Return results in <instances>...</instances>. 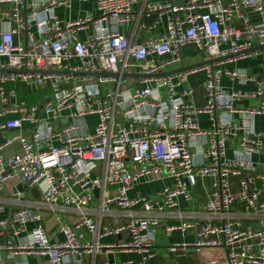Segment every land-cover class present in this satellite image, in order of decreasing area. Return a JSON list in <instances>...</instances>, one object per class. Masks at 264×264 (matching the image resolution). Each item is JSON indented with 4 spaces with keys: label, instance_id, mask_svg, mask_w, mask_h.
<instances>
[{
    "label": "built area",
    "instance_id": "obj_1",
    "mask_svg": "<svg viewBox=\"0 0 264 264\" xmlns=\"http://www.w3.org/2000/svg\"><path fill=\"white\" fill-rule=\"evenodd\" d=\"M75 1L89 0H0V117H10L0 132L17 130L0 143V194L16 178L40 193L0 220V264H31V256L45 259L37 264H98L99 255L102 264H156L167 221L176 222L165 225L168 235L195 230L184 247L198 251L200 264H264V73L226 68L264 57V0H146L139 11L138 0H95L92 14L60 18L57 9ZM129 27L148 37L133 42L121 33ZM189 46L205 64L161 76L184 66ZM198 71L206 76L202 109L188 101L191 88L177 94ZM224 76L257 89L229 92ZM26 87L51 94L30 104L20 95ZM249 97L262 107H236ZM197 113L210 117L209 128ZM230 141L238 145L231 156ZM163 176L173 184L153 197L130 195ZM199 188L203 209L180 208ZM5 207L0 197V213ZM47 215L62 240L49 235ZM119 253L138 259L111 263L108 255Z\"/></svg>",
    "mask_w": 264,
    "mask_h": 264
},
{
    "label": "crops",
    "instance_id": "obj_2",
    "mask_svg": "<svg viewBox=\"0 0 264 264\" xmlns=\"http://www.w3.org/2000/svg\"><path fill=\"white\" fill-rule=\"evenodd\" d=\"M146 0H138L135 5V10L139 11L144 2ZM156 2H166L168 0H151ZM95 10V0H89L87 2H73L72 10H66L64 8H58L57 13L60 18L64 20L74 19L78 16H85L92 14ZM121 33L126 35L133 42H140L144 38L148 37V35H142L141 32L134 37L132 36L133 28H122ZM253 49L259 50L258 47H254ZM184 66H191L199 63H203V56L197 54L195 47L189 46L184 49ZM226 68L230 69H245L248 73L252 75H256L258 77H263L264 73V57L259 54H254L252 57L239 60L237 62L226 65ZM166 72H169L166 69ZM205 72L198 71L196 73H190L186 83L179 86L177 88V94L180 95L185 88H191L193 90V95L188 98V101L192 103L197 109H202L206 103V93L204 89V81H205ZM223 86L229 92L236 93H248L252 94L256 89L257 85L255 83H248L246 85L240 84L238 81L232 80L228 76H224L222 79ZM44 90H37L32 88H24L22 92H20L21 97H23L30 104H41L50 94L51 90L47 89L44 94H46L45 98L40 101L36 99L34 96L37 92ZM238 109H256L261 108L262 103L260 100L253 99L251 97L242 99L239 103L236 104ZM195 121L199 124V126L203 129H207L210 127V117L205 113H197L194 114ZM234 117H238V115H234ZM10 117H0V124L6 122V120ZM94 119V118H93ZM31 129V125L29 123H24L23 129L21 132L28 134ZM255 130L258 134H261L263 131V119L262 116L258 115L255 118ZM17 130L8 129L2 130L0 132V143H4L9 137L13 136ZM262 141L264 142V137H262ZM229 152L228 155L231 156V151L238 147L236 141H230L229 143ZM20 146L16 143L13 146L7 148L6 152L8 154H12L15 151H18ZM255 161L260 162L261 157L255 156ZM173 184V179L163 176L161 178L156 179H144L141 183L136 187L134 192H131L130 195L134 196L139 194L145 197H153L157 192L162 190L166 186H170ZM23 185V182L16 178L13 180H9L6 185L3 193L0 194V197L6 199V207L3 213H0V220L8 218L11 214L19 209L21 206L28 204L30 201L38 199L40 197V193L37 189H28L24 188V191H20V186ZM24 187V186H23ZM19 192L20 196L15 197L14 193ZM194 201L190 204L180 198V208L188 211H201L203 209V203L205 201L204 192L201 188L194 193ZM175 221H167L162 224L158 231V241L155 246L156 250V258L154 262L156 264H200L198 258V251L194 248L184 247V244L192 243L195 240V230H189L184 235L181 232H175L171 235L165 233L164 227L166 224H174ZM34 225H29V230L32 229ZM57 223L55 222L52 215H47V230L49 235L54 240H62V236H58L56 234ZM90 238V237H88ZM6 239V236L0 235V242H3ZM106 242L113 243L115 241L114 237L107 238ZM179 244L180 246H176ZM103 255H99L98 264H102ZM108 258L111 263L115 261H126L130 259H138L137 255L129 254V253H119L117 255L109 254ZM45 260L42 257L31 256L29 257V261L31 264H37L39 261Z\"/></svg>",
    "mask_w": 264,
    "mask_h": 264
},
{
    "label": "water",
    "instance_id": "obj_3",
    "mask_svg": "<svg viewBox=\"0 0 264 264\" xmlns=\"http://www.w3.org/2000/svg\"><path fill=\"white\" fill-rule=\"evenodd\" d=\"M175 4L177 5H180L184 2V0H173ZM155 19V15L152 16L148 22H152L153 20ZM262 48V47H261ZM255 50V49H253ZM216 60H213V61H210L209 63H214ZM205 63H199V64H195V65H191V66H185V67H181L179 69H176V70H173V71H169V72H164L162 74H160L161 76H167V75H172V74H176V73H180V72H185V71H189V70H192L194 68H198V67H201L203 66ZM127 76V75H125ZM135 76V75H134ZM56 124V123H55ZM24 185H21L20 186V191L23 192L24 191ZM125 235V234H124Z\"/></svg>",
    "mask_w": 264,
    "mask_h": 264
},
{
    "label": "rangeland",
    "instance_id": "obj_4",
    "mask_svg": "<svg viewBox=\"0 0 264 264\" xmlns=\"http://www.w3.org/2000/svg\"><path fill=\"white\" fill-rule=\"evenodd\" d=\"M45 91L46 90L37 92L34 97L40 101L41 99L45 98V96H46V94H44ZM93 120H94L93 118H90L91 123L93 122Z\"/></svg>",
    "mask_w": 264,
    "mask_h": 264
}]
</instances>
